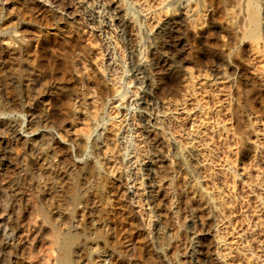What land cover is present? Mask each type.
<instances>
[{"label":"rangeland","instance_id":"1","mask_svg":"<svg viewBox=\"0 0 264 264\" xmlns=\"http://www.w3.org/2000/svg\"><path fill=\"white\" fill-rule=\"evenodd\" d=\"M148 1L0 0V264L46 255L34 224L77 264H264V8L253 42L238 4Z\"/></svg>","mask_w":264,"mask_h":264},{"label":"bare ground","instance_id":"2","mask_svg":"<svg viewBox=\"0 0 264 264\" xmlns=\"http://www.w3.org/2000/svg\"><path fill=\"white\" fill-rule=\"evenodd\" d=\"M144 1L146 3V7L148 5L147 8H150V6L148 4L149 1L148 0H144ZM191 1H193V3L196 6H199L201 8L202 7H211L212 9L217 7V6H227V5H231V4H234V3L238 4L240 7L244 8L245 15H246L245 16L246 17L245 18V23H244L246 30H244V32H243V38L244 39H252L253 42L254 41H258L260 39V30H261V27H262L261 26V23H262L261 20H262V18L264 19V17L261 18V10H262V8H264V0H173L171 2V4L169 5V7H170L169 9L172 12H174V13L176 12L177 13V11L179 10V7L182 4H184V3L190 4ZM159 6H160V4H159ZM114 11H115V15L118 17L117 18V20H118L117 27L123 29L124 32H127L128 31V24L124 21V17L122 16V11L120 9L116 8V7H115ZM199 20L200 19H196L197 22ZM207 24L211 28V30H213L214 32H218L219 31V27L217 26L213 15H209V18L207 20ZM159 26L160 27L157 29V31L155 33V38H154L155 40H157L156 46H154V49L152 51V56H153L152 59H153V61L155 60V62L161 60L160 59L161 57H160V50H159V46H160L159 42L160 41H162L163 43L165 42L164 44L169 43V38L174 35L173 33H175L177 30H179L180 21L177 18L168 19V20L164 21ZM68 42H69L70 45H72V47L75 46V48H76L78 46V43L74 39L73 40L69 39ZM172 43H173V41H172ZM176 43L178 44V41ZM173 45H174V43H173ZM127 46L128 45H125V48H127ZM158 54H159V56H158ZM136 60H138V59L134 60V58H133V64L130 65V69L131 70H135V72L133 71L134 72L133 75L134 74L136 75V72H138L136 70V68H137L135 66L136 64L134 63V62H136ZM150 62H151V60H150ZM157 63H159L158 65L162 64L163 67H165V66H167L169 64V61H167V59H164L163 61L157 62ZM171 68L169 70L171 72V74L174 75V77H179L178 76L179 72L176 71L174 69V67L172 69ZM136 76H134V78H133L134 80L136 79ZM102 79L98 78V80H96V82H95V86H97V89L99 90L100 95H103V93H104L103 92L104 91L103 90L104 83H103ZM117 89H116V92H119V91H117ZM61 93H63V92H61ZM146 94L149 95L148 93H146ZM146 94L144 95L145 101H146V96H147ZM66 102H67V104H69L70 102L72 103L71 97H68L66 99ZM62 125H64V124H62ZM109 139H110V137L108 135L104 136V140L105 141H108ZM221 209H222V207H221ZM45 229L42 226H40L39 224H34L30 234L28 235V237L24 241L26 246L29 247V248H32V247L36 246V244L38 243V240L40 242H42V243L44 241V243L48 247L47 252L45 251L46 252V255L44 254L45 256H43V254H42L43 257L40 256L41 258H39L37 260V262L31 261V263H28V264H77L78 262L76 263V261L74 260L73 254H75V253L77 254V252H79L78 249L83 244H85V243H83V241L80 242V240H81L80 239V235L81 234L79 233L80 234L79 235L78 233H75V232L74 233H70V232L62 233V232H60V231H58V230H56L54 228H51L49 230H45ZM81 243H83V244L80 246ZM53 246L58 248L57 249L58 250V254L57 255L54 254L55 250L53 249ZM209 252H210V247L208 248V247L204 246L202 248V252L200 253L201 256H202L201 257V261L202 260L205 261V262L208 261Z\"/></svg>","mask_w":264,"mask_h":264}]
</instances>
